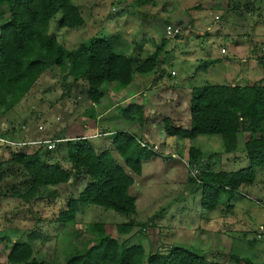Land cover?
I'll return each mask as SVG.
<instances>
[{
	"label": "rangeland",
	"instance_id": "374dc122",
	"mask_svg": "<svg viewBox=\"0 0 264 264\" xmlns=\"http://www.w3.org/2000/svg\"><path fill=\"white\" fill-rule=\"evenodd\" d=\"M204 1L152 0L136 5L133 0H72L83 19L80 28L58 29L59 14L50 20L48 35L65 49H74L91 37L116 36V53L144 59L157 50L159 66L150 74L135 75L124 89L102 84V101L95 104L91 117L85 115L91 108L85 85L51 67L0 118V133L7 140L28 143L66 137L77 133L79 127L85 131L83 135L89 134L88 141L96 150L107 149L113 162L132 177L129 194L135 198V214L77 205L73 223L62 226L56 223L57 214L87 182L66 160L64 141L56 143L53 150L40 145L0 148V264H7L6 254L15 243L29 244L37 264H64L69 256L93 245L96 235L88 232L90 224L102 225L105 235L113 237L117 236V224H130V232L117 238L125 247H142L141 264L148 254L166 253L170 247L218 264H264V242L255 237L264 227L263 171L256 170L253 184L240 187L234 196L221 194L212 212L200 208V187L188 181L199 172H234L246 167L243 143L250 136L238 134L235 151L225 154L216 136L187 140L165 137L161 130L164 115H171L172 110L180 111L173 118L182 128L188 125V91L192 87L245 86L258 81L264 85V0H228L233 8L227 12L217 6L209 11L192 9ZM215 14L220 16L216 22ZM166 26L179 29V36L166 34ZM206 60L216 62L204 69ZM125 98L127 104L122 103ZM182 100L186 106L178 105ZM128 104L142 107L145 117L141 116L140 125L135 123V106L130 116L136 121L123 119ZM106 131L126 132L138 139H142L141 133L148 136L150 141L143 139L151 149L155 146L156 153L141 161L140 176L124 167L111 147L110 136L97 137ZM34 148L39 149L43 162L57 163L65 170L69 181L42 188L33 199L24 201L20 196L28 189V178L7 160L12 153H30ZM189 148L197 149L200 158L192 161Z\"/></svg>",
	"mask_w": 264,
	"mask_h": 264
},
{
	"label": "trees",
	"instance_id": "16d2710c",
	"mask_svg": "<svg viewBox=\"0 0 264 264\" xmlns=\"http://www.w3.org/2000/svg\"><path fill=\"white\" fill-rule=\"evenodd\" d=\"M148 3L152 0H133L136 5ZM210 7L196 8L209 10ZM224 9H230V5L227 3ZM56 14H59L58 29H77L83 25L72 0H0V118L51 67L62 74L67 73L73 82H82L91 106L101 99L103 92L99 88L102 84L113 83L114 90L124 89L135 75L150 74L159 66L157 50L144 59L116 53V36L91 37L74 49H65L47 33L49 22ZM215 62L206 60L203 68ZM132 106H135L137 121L130 116ZM126 109L123 119L140 125L141 106L129 105ZM90 113L85 115L91 117ZM188 117L186 128L173 126L168 118H164V135L187 140L216 136L225 154L235 151L238 134L250 136L243 143L246 167L234 172H199L195 179L188 178L190 183L200 187V208L212 212L219 205L221 194L232 197L240 187L253 184L256 170L264 173V85L258 81L245 86L206 84L192 87ZM54 139H65L66 160L72 169L82 172L87 179L77 196L66 201L65 209L56 216V223L62 226L73 223L77 205L98 206L123 215L135 214V198L129 194L133 179L122 166L113 162L107 149L96 150L83 137ZM135 139L136 136L126 132H115L110 135V144L122 158L124 167L140 176L141 161H148L155 154L141 148ZM187 154L192 161L200 158V152L194 148H189ZM7 162L19 166L28 178V189L20 196L24 201L33 199L42 188L66 184L69 180V174L59 165L43 162L39 149L31 153L22 150L12 153ZM2 163L0 161V180ZM131 228L130 224H117L114 231L117 236H122ZM87 230L96 235V240L91 242L93 245L69 256L64 264L142 263L144 251L141 246L125 247L117 236L105 235L100 224H90ZM5 260L7 264H37L27 243L13 244ZM144 264L218 263L183 248L170 247L166 253L148 254Z\"/></svg>",
	"mask_w": 264,
	"mask_h": 264
},
{
	"label": "crops",
	"instance_id": "0c3cea01",
	"mask_svg": "<svg viewBox=\"0 0 264 264\" xmlns=\"http://www.w3.org/2000/svg\"><path fill=\"white\" fill-rule=\"evenodd\" d=\"M227 3L229 4V1L228 0H205L204 2H201V3H197L196 5H194V7H192V9L193 10H197V11H207V10H200V9H197L196 7L197 6H205V5H211V6H214V5H217V7L219 6V7H221V6H227ZM233 7H231L230 6V9H232ZM226 10V9H225ZM209 11V10H208ZM227 11H229V9H227L226 10V12ZM218 20H220V16L219 15H217V14H215L214 16H213V21L214 22H216V21H218ZM132 82H133V80H132ZM132 82L128 85V86H130L131 84H132ZM127 86V87H128ZM190 92V90L188 91V93ZM136 95H137V93L136 94H134L133 95V97H136ZM102 97H103V95H102ZM101 97V98H102ZM126 100H128L127 98H125V99H122V103L123 104H127V102H126ZM101 99L99 100V102L98 103H101ZM132 104V103H131ZM181 105V106H186L185 105V102L182 100L180 103H178V105ZM128 105H130V104H128ZM176 105V104H175ZM94 106H95V104H93V105H91L90 107L91 108H89V110L93 113V108H94ZM127 107V106H126ZM142 108V107H141ZM126 109V108H125ZM171 109H169V111H170ZM185 110V111H184ZM108 111V110H107ZM107 111H106V113H107ZM109 112V111H108ZM172 112V113H171ZM180 111H178V110H172V111H170L169 112V114H171V115H164V118H168L171 122H175L176 124H177V126H180L181 127V125L180 124H178L175 120H174V118H173V114H177V113H179ZM182 112H183V114H186V109H183L182 110ZM94 114V113H93ZM105 114V112L104 113H101V114H99V116L96 118V120L97 119H99V118H101V116L102 115H104ZM142 115H144L143 113H142ZM187 115V118L189 119V117H188V114H186ZM87 116V115H86ZM178 116H179V114H178ZM144 117H145V115H144ZM145 119L146 118H143V123H146L145 122ZM147 120V119H146ZM151 122V121H150ZM152 123V122H151ZM187 124H188V122H187ZM188 126V125H187ZM186 126V127H187ZM138 127V126H137ZM186 127H183V128H186ZM82 128L83 129H85V126L83 125L82 126ZM182 128V127H181ZM140 129V128H139ZM94 130H96V129H94ZM161 130H162V133H164L163 132V128H162V126H161ZM80 132V134L81 135H79L78 136V134H79V132ZM98 131V130H97ZM85 131H83V130H81L79 127H77V133H74V134H72V135H67L66 137H58V138H67V137H71V138H77V137H86L87 139L88 138H90V136H89V134L87 133V135H83V133H84ZM95 133H96V131H95ZM111 134H113V133H111ZM110 134V132L109 131H106L105 133L103 132L102 134H100V136H97V137H103V136H110L111 135ZM74 135H76V136H74ZM165 136V135H164ZM141 137L142 138H144V139H146L147 141L149 140L150 141V139H148V136L146 135V134H143V133H141ZM166 137V136H165ZM89 140V139H88ZM163 141H165V139H163ZM34 149H36V150H38L37 148H34ZM36 150H33V151H31V152H34V151H36ZM30 152V153H31ZM65 153V152H64ZM52 164H57V163H53L52 162ZM58 165V164H57ZM121 166V165H120ZM69 181V180H68ZM68 183V182H67ZM61 185H65V184H61ZM41 192V191H40Z\"/></svg>",
	"mask_w": 264,
	"mask_h": 264
},
{
	"label": "built area",
	"instance_id": "2783aa9c",
	"mask_svg": "<svg viewBox=\"0 0 264 264\" xmlns=\"http://www.w3.org/2000/svg\"><path fill=\"white\" fill-rule=\"evenodd\" d=\"M165 30H166V34L168 35L179 36L180 34L179 29H176V28L171 29L169 26H166ZM220 53H223V50H220ZM135 140L141 148L150 150L154 154L156 153L153 150V149H156L155 146L153 149H151L149 145L146 144V141L143 138L142 139L136 138ZM63 141H65V139L63 140L51 139V140H42V141H31L28 143H18V142L7 140L5 137H3V134L0 133V148H9V147L10 148L12 147L21 148L24 145H40L46 150H53L55 148L56 143H61ZM255 237H256V240H261L264 242V227L263 226L257 230Z\"/></svg>",
	"mask_w": 264,
	"mask_h": 264
}]
</instances>
